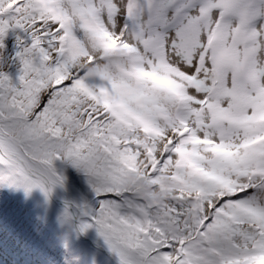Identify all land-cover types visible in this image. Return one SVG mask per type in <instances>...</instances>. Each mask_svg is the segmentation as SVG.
Listing matches in <instances>:
<instances>
[{"label":"snow or ice","instance_id":"snow-or-ice-1","mask_svg":"<svg viewBox=\"0 0 264 264\" xmlns=\"http://www.w3.org/2000/svg\"><path fill=\"white\" fill-rule=\"evenodd\" d=\"M9 30L0 182L82 170L119 264H264V0H0Z\"/></svg>","mask_w":264,"mask_h":264},{"label":"rangeland","instance_id":"rangeland-1","mask_svg":"<svg viewBox=\"0 0 264 264\" xmlns=\"http://www.w3.org/2000/svg\"><path fill=\"white\" fill-rule=\"evenodd\" d=\"M18 35L25 36L20 30H9L4 38V47L0 48V71H6L13 81H16L21 70L16 56L20 50V45L17 44ZM27 42L29 41L25 37V43ZM54 167L65 179L63 185L58 184L53 187V194L62 201L72 202L73 205L70 207L57 203L49 194L46 196L40 187L27 190L22 184L0 182L2 202L0 214L9 209L15 210L14 217L21 222L25 236L36 238L31 240V250L29 247V253L22 258L13 248L14 246L11 244L6 246L7 242L14 244L11 238L17 236H4V240L0 239V249L5 246L9 253L3 249L0 258L8 262L16 256L20 258L22 264H115L111 259L118 260V257L109 249L95 226L81 232L82 235L75 228V216L78 219V226L87 220V217L81 214L80 206L96 203L95 193L88 183V177L86 184L78 182L77 175L81 172L63 159L55 160ZM19 208L22 211L20 214ZM66 209L70 213V218L65 215ZM28 224L31 229H28ZM20 238H23V235L20 234ZM34 243L36 247L33 246Z\"/></svg>","mask_w":264,"mask_h":264},{"label":"trees","instance_id":"trees-1","mask_svg":"<svg viewBox=\"0 0 264 264\" xmlns=\"http://www.w3.org/2000/svg\"><path fill=\"white\" fill-rule=\"evenodd\" d=\"M76 169H77V168H76ZM77 170L81 172L80 175H77V181L86 184V181H87V178H86V177H87V175H86L82 170H80V169H77ZM90 194H91V193H90ZM11 216H13V212H12V214L10 215V217H4V219H5L4 223H7V224L9 225L10 228L13 227L14 221L16 220V219L13 220V218H12ZM17 227H18V226H17ZM13 229H14V227H13ZM18 229H19V228H18ZM17 232H18V231H17ZM11 233H13V232H11ZM18 233H24V232H18ZM16 239H18V241H19V238H16ZM28 242H30V239H29V238H28ZM30 243H31V242H30ZM29 247H30V246H29ZM30 250H31V247H30Z\"/></svg>","mask_w":264,"mask_h":264},{"label":"water","instance_id":"water-1","mask_svg":"<svg viewBox=\"0 0 264 264\" xmlns=\"http://www.w3.org/2000/svg\"><path fill=\"white\" fill-rule=\"evenodd\" d=\"M47 186V185H46ZM50 194V196L52 197V199L53 200H55L57 203H61L63 206H69L70 207V205H73V203L72 202H65V201H62V200H59V199H57L54 195H53V193H52V191L49 193ZM76 208V207H75ZM78 219H77V216H76V221H77ZM76 223V227L78 228V223L77 222H75ZM116 263L117 264H119L117 261H116Z\"/></svg>","mask_w":264,"mask_h":264}]
</instances>
